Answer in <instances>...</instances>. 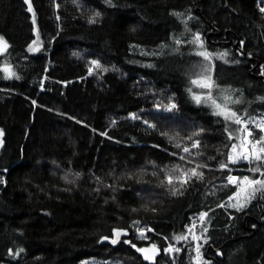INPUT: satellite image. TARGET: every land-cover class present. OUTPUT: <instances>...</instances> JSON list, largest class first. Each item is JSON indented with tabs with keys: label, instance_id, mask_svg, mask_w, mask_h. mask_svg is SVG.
I'll list each match as a JSON object with an SVG mask.
<instances>
[{
	"label": "trees",
	"instance_id": "obj_1",
	"mask_svg": "<svg viewBox=\"0 0 264 264\" xmlns=\"http://www.w3.org/2000/svg\"><path fill=\"white\" fill-rule=\"evenodd\" d=\"M261 8L264 0H0L9 43L0 54V264H187L185 247L172 261L163 249L185 246L173 237L202 211L220 252L210 264H264V219L246 230L264 198L239 211L220 206L236 190L229 169L245 164L217 167L230 147L225 122L187 90L210 91L244 119L264 113ZM196 32L201 46L191 43ZM203 50L210 61L195 54ZM203 73L210 89L190 84ZM191 168L203 178L181 186L175 176ZM134 222L150 229L147 239L134 236ZM114 228L128 233L101 240ZM152 243L162 251L154 261L132 247Z\"/></svg>",
	"mask_w": 264,
	"mask_h": 264
},
{
	"label": "snow or ice",
	"instance_id": "obj_2",
	"mask_svg": "<svg viewBox=\"0 0 264 264\" xmlns=\"http://www.w3.org/2000/svg\"><path fill=\"white\" fill-rule=\"evenodd\" d=\"M29 11H31V6H29ZM260 11L264 12V8H261ZM99 15H100L99 12L93 13V16L89 17V23H94L95 22L94 17H98ZM176 15H180V14L176 13ZM36 42L37 41L34 40L32 41V44H35ZM183 42L189 43V41H183ZM176 43L179 44L181 43V41L177 40ZM191 43L196 46L202 45L199 32H196L192 36ZM241 44H243V42H241ZM7 47H8L7 41L4 39L3 36H0V53L5 52ZM33 50L34 49L30 44L29 51H33ZM195 54L203 57L205 61H210L213 55L212 53H209L207 50L198 51ZM220 58L223 59V56H221ZM227 62L228 61H225V63ZM91 64L95 65L97 68L101 67L100 62L97 60H92ZM207 67L208 66L206 64L201 65V68L204 70H207ZM9 68L10 66H5V71H7ZM89 71L91 72L92 69L89 68ZM262 71H264V67H262ZM190 84L196 85L200 89H210L212 87V85L208 83L206 79L194 78L190 80ZM187 90L191 94L192 99L197 104H200L202 102L205 103L210 102V106L213 108L214 114L223 117V120L225 122L224 131L227 133V140L230 142V147L228 145H225L227 151L221 153V155H225L226 159L224 161L219 162L217 167L221 170H225V169H229L230 164L237 165L239 164V162L244 161L247 162L248 165L250 166L249 171L251 173H259L260 178H255V177L250 178V176L248 175H243V176L232 175L231 170L229 169L227 182L232 185H235L236 190L232 193L231 196L228 197V200L231 202L234 197L237 198V200L235 203H230L228 206L239 211L242 208L247 207L248 203L253 198L255 192L257 191L264 192V117H260L256 121L251 120V118L244 119L236 111H233L230 107H227L226 104L218 103L217 100L212 96L210 91L197 93L193 90L192 87H189ZM223 99L225 102H227L228 100H230V97L224 96ZM157 107L160 106L157 105ZM174 107L175 105L170 103L168 106H166V110L171 111ZM130 115L133 118H137L136 114L134 113ZM144 122L146 124L148 123V121H144ZM229 123L236 126L234 130L230 129ZM249 124L254 125V127H249ZM152 127H155V125H152ZM255 129L260 130V134L258 135V138L254 134ZM0 134H2V132H0ZM101 135H105V133H101ZM189 139H191V137H189ZM198 145H199L198 140L192 141L193 147H196ZM183 151L188 152L189 148L184 147ZM181 159H184V157H181ZM210 159H215V157H210ZM197 167H201V166L198 165ZM202 167H208V165H203ZM176 170H179V165L174 166L173 172H175ZM188 171L191 172V176H189L187 172H183L182 175L175 176V179L179 182L181 186L186 184L188 180L192 179L193 176L196 179L203 178V173L198 172L197 168H191ZM77 175L79 174L77 173ZM165 178L168 181L172 195L183 194L180 188L173 186V179H174L173 175L166 174ZM220 206L223 207L224 205L222 204ZM152 210L155 211V209ZM206 215L207 213L203 211L199 213V220L202 224L204 223V218ZM253 227H255V225H253ZM185 228H187L189 233L192 234L193 240L203 239L205 240V242H207L208 237L197 236L195 234V219H193V223L191 225H185ZM147 230L150 231V229ZM126 231H127L126 229H121V228L112 229L114 236L111 238V243L116 244L121 234L126 233ZM136 231L140 234L141 238L147 239V237L145 236V232H146L145 228L137 227ZM203 231L206 232L207 229L204 228ZM108 239H110V237L107 236L101 237V240H108ZM173 239H175L176 241H181V240H186L187 237L186 235L181 234L174 236ZM126 242L130 243V241H126ZM132 247L136 248L138 252L143 253L144 259L148 261H154L156 254L160 251L159 247L155 243H152L147 247H140V248H137L135 244H132ZM163 250L165 253H179L181 251L179 247H176L171 243H169L167 247H165ZM194 250L196 253V255L192 257L194 264H210L209 261L203 259L201 254V246L199 244L196 245ZM19 251H22V249ZM9 252H11V249H9Z\"/></svg>",
	"mask_w": 264,
	"mask_h": 264
},
{
	"label": "rangeland",
	"instance_id": "obj_3",
	"mask_svg": "<svg viewBox=\"0 0 264 264\" xmlns=\"http://www.w3.org/2000/svg\"><path fill=\"white\" fill-rule=\"evenodd\" d=\"M36 48L38 49V43H35V44L33 45V49L35 50ZM37 49H36V50H37ZM202 77H203V78H201V79H204V77H205V74H204V73H203V76H202ZM196 88H198V87H196ZM194 89H195V87H194ZM198 89H199V88H198ZM195 90H197V89H195ZM202 90H203V89H202ZM197 93H198V92H197ZM260 117H264V113H261V114H257V115L251 116L250 118H251V120L256 121V120H258V118H260ZM247 119H248V118H247ZM249 127H254V125L249 124ZM239 164H245V162H244V161H241V162H239ZM246 167H247V164H245V166H244V165H240L239 168H235V169H233V171L230 169V170H231V174H232V175H236V170L239 169V170L243 171V173H244V174L239 175V176L247 175V174H245L244 170H242V169H244V168H246ZM237 176H238V175H237ZM248 176H249V175H248ZM258 178H260V177H258ZM230 196H231V195H230ZM256 197H258L259 199H263V198H264V192H261V191H257V192H255V193H254V196H253L252 199H254V198H256ZM252 199H251V200H252ZM236 200H237V198H235V197L233 198V200H232L231 202L227 199L226 202L224 203V206H225L226 208H232V207H229L228 205H229L230 203H235ZM251 200H250V202H251ZM250 202H249V203H250ZM249 203H248V204H249ZM232 209H234V208H232ZM241 210H243V208H242ZM193 219H195V234H196L197 236H202V237L205 236V231H203V229L206 228V226H207V224H208V221H209V216H208V214L205 216V218H204V223H203V224H202V223L200 222V220H199V213H197V214L191 216L190 221H189V223H188L187 225H191V224L193 223ZM130 227H131L132 233H133L134 236L137 237L138 239H144V238H141L140 234L136 231V228H137V227L145 228V229H146L145 236L147 237V233H148V231H149V230H147V229H149V228H147L146 226L140 224L139 222H135V223H132ZM126 233H128V232L126 231ZM126 233H122L121 236H122V235H125ZM184 235H186L187 239H186V240H181V241H184V243H186V245H185V246H182V244H180V243L178 242V244L175 245V246L181 248V250H182L184 247L187 249V254H188V261H187V264H194V261H193L192 257H194V256L196 255L194 249H195V247H196L197 244H199V245L201 246V254H202V257H203L204 260H206V258L204 257V250H205V244H206L207 242H205V240H203V239H200V240H193V239H192V234L189 233V231H188L187 228H186V230H185V234H184ZM113 236H114V233L111 235L110 239H108L109 242H111V238H112ZM185 248H184V249H185ZM164 253H165V252H164ZM179 254H180V252H179V253H165V255H168L170 261H172L173 258H176ZM175 256H176V257H175ZM176 261H177V258H176V260H175V263L177 264ZM207 261H208V260H207ZM81 263H82V264H121L118 260H112V259H100V258H96V257H91V258L84 259V260L81 261ZM173 263H174V262H173Z\"/></svg>",
	"mask_w": 264,
	"mask_h": 264
},
{
	"label": "flooded vegetation",
	"instance_id": "obj_4",
	"mask_svg": "<svg viewBox=\"0 0 264 264\" xmlns=\"http://www.w3.org/2000/svg\"><path fill=\"white\" fill-rule=\"evenodd\" d=\"M263 215L264 214L261 213L259 215V217L257 218V220H254L255 222L253 225H255V227H253V225H251L250 227H246V230L251 229L252 231L253 230L255 231L256 225L259 224V221H261V220L263 221V219H264ZM246 218H247V214L245 215V217H243V226H245ZM216 248H217V246H212L209 243L205 244L204 256H205L206 260H208L210 263H215V258L220 256V253ZM161 253H162V251H160V253L156 257H160ZM156 257H155V259H156Z\"/></svg>",
	"mask_w": 264,
	"mask_h": 264
},
{
	"label": "water",
	"instance_id": "obj_5",
	"mask_svg": "<svg viewBox=\"0 0 264 264\" xmlns=\"http://www.w3.org/2000/svg\"><path fill=\"white\" fill-rule=\"evenodd\" d=\"M196 10H198V9H196ZM210 34H211V33L209 32V33H208V36H210ZM7 45L9 46V43H8V42H7ZM7 49H8V47H7ZM7 49H6V50H7ZM6 50H5V51H6ZM3 53H4V52H3ZM0 54H1V53H0ZM1 137H2V135L0 134V142H1ZM159 253H160V251L156 254V256H157Z\"/></svg>",
	"mask_w": 264,
	"mask_h": 264
},
{
	"label": "bare ground",
	"instance_id": "obj_6",
	"mask_svg": "<svg viewBox=\"0 0 264 264\" xmlns=\"http://www.w3.org/2000/svg\"><path fill=\"white\" fill-rule=\"evenodd\" d=\"M196 11H198V10H196ZM1 132V131H0ZM2 135V134H1ZM1 140H2V137H1ZM1 143V142H0ZM262 222V220L261 221H259V223H261ZM220 253V252H219Z\"/></svg>",
	"mask_w": 264,
	"mask_h": 264
},
{
	"label": "built area",
	"instance_id": "obj_7",
	"mask_svg": "<svg viewBox=\"0 0 264 264\" xmlns=\"http://www.w3.org/2000/svg\"><path fill=\"white\" fill-rule=\"evenodd\" d=\"M245 163H247V162H245ZM247 164H248V163H247ZM246 170H248V171H249V167H248Z\"/></svg>",
	"mask_w": 264,
	"mask_h": 264
}]
</instances>
